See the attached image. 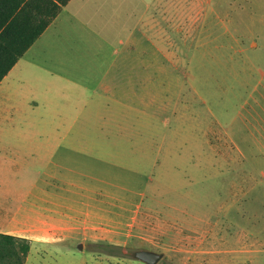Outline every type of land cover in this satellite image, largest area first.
<instances>
[{
    "label": "rangeland",
    "instance_id": "1",
    "mask_svg": "<svg viewBox=\"0 0 264 264\" xmlns=\"http://www.w3.org/2000/svg\"><path fill=\"white\" fill-rule=\"evenodd\" d=\"M89 3L86 9L99 13L78 17V41L46 56L75 60L67 67L95 80L64 82L60 89L47 85L36 67L23 83L13 82V71L0 84V156L21 162L48 156L68 130L53 125H69L83 107L99 108L90 119L94 127L82 130L84 149L133 156L129 163L150 181L135 236L121 249L48 246L27 264H146L133 258L136 249L162 252L157 264H264V0ZM130 35L140 44L128 56L141 46L146 56L160 57L161 97L149 102V111L160 104L158 113H128L125 120V113L110 110L147 101L115 100L96 87L108 63L126 55L122 42ZM44 55L32 49L26 58L43 62ZM29 98L38 101L33 110L25 105ZM50 98L62 99L67 112L55 111ZM207 231L227 240L213 241ZM240 233L258 247L244 251Z\"/></svg>",
    "mask_w": 264,
    "mask_h": 264
},
{
    "label": "crops",
    "instance_id": "2",
    "mask_svg": "<svg viewBox=\"0 0 264 264\" xmlns=\"http://www.w3.org/2000/svg\"><path fill=\"white\" fill-rule=\"evenodd\" d=\"M89 5V0H70L3 77L0 84L13 71V82H25L33 67L42 72L47 85L60 89L64 82L95 80V76L85 73L84 70L79 75L78 69L67 67L74 65L75 60L70 62L66 58L46 56V53L54 54L55 48H62L63 43L78 41V17H86L85 14L88 13L90 19L99 13L94 8L87 10ZM122 43L127 45L124 54L140 44L138 41V44L134 43L131 35ZM32 49L45 54L43 62L26 58ZM146 52L147 49L140 46L136 57L126 54L114 58L98 79L96 88L101 93H111L115 100L136 95L143 98L141 101H147L142 108L126 106L127 110H110L114 113H125V120L129 119L128 113L148 114L160 111V104L149 111V102L157 101L161 97L160 57L157 54L146 56ZM69 71H75L76 75H69ZM50 90L59 94L58 89ZM10 96L9 93L7 98ZM63 102L60 99L53 104L52 99H48L50 106H54V110L62 114L67 112V106ZM25 105L33 110L38 101L29 98ZM83 108L77 110L82 114L80 118L77 114L69 125L60 122L52 126L68 130L55 143L48 156H29L23 162L18 156H0V233L30 241L24 264H27L33 252L39 253L48 246L70 250L78 243L84 248L85 245L99 241L124 245L135 236L134 230L138 226L137 220L150 179L129 163L134 161L133 156H126L116 148L110 156H96V153L84 149L87 141L82 130L94 127L90 124L92 114L101 113V110L89 108L84 111ZM114 119L115 123L122 122L120 118ZM70 128L76 130L71 135ZM129 141L131 142V138L127 139ZM197 223L195 220L192 224ZM207 234L213 241L227 240L223 235L217 236L210 231ZM236 238L242 242L240 247L244 251L252 246L247 243L249 238L245 233L238 234ZM251 251L259 254L263 252L257 248H252Z\"/></svg>",
    "mask_w": 264,
    "mask_h": 264
},
{
    "label": "trees",
    "instance_id": "3",
    "mask_svg": "<svg viewBox=\"0 0 264 264\" xmlns=\"http://www.w3.org/2000/svg\"><path fill=\"white\" fill-rule=\"evenodd\" d=\"M70 0H0V81ZM93 248L121 249L104 241ZM26 238L0 233V264H24Z\"/></svg>",
    "mask_w": 264,
    "mask_h": 264
},
{
    "label": "water",
    "instance_id": "4",
    "mask_svg": "<svg viewBox=\"0 0 264 264\" xmlns=\"http://www.w3.org/2000/svg\"><path fill=\"white\" fill-rule=\"evenodd\" d=\"M132 256L146 264H157L161 260L163 253L154 250L136 249L132 252Z\"/></svg>",
    "mask_w": 264,
    "mask_h": 264
}]
</instances>
